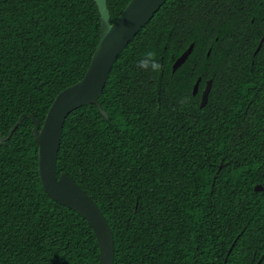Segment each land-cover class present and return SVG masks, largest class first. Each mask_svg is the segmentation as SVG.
Masks as SVG:
<instances>
[{
  "label": "trees",
  "instance_id": "1",
  "mask_svg": "<svg viewBox=\"0 0 264 264\" xmlns=\"http://www.w3.org/2000/svg\"><path fill=\"white\" fill-rule=\"evenodd\" d=\"M130 1L107 0L112 23ZM100 35L94 0H0V138L23 116L0 145V264H99L89 222L42 186L28 115L42 127ZM263 37L264 0H167L67 118L57 174L102 210L114 264H264ZM147 50L161 72L136 67Z\"/></svg>",
  "mask_w": 264,
  "mask_h": 264
},
{
  "label": "water",
  "instance_id": "2",
  "mask_svg": "<svg viewBox=\"0 0 264 264\" xmlns=\"http://www.w3.org/2000/svg\"><path fill=\"white\" fill-rule=\"evenodd\" d=\"M101 15V35L98 47L92 57L85 76L76 84L61 91L52 103L44 124L34 115L28 116L34 122L33 134L39 146L38 164L41 183L48 195L59 204L76 211L84 217L94 230L100 248L99 264H114L115 241L112 228L96 201L88 195L67 174H57L58 153L64 125L69 115L80 107L97 104L107 84L110 72L124 49L135 36L153 19L155 14L167 0H131L115 22H111V14L107 0H94ZM264 37L256 50L257 53ZM192 44L174 63L176 71L189 57L193 50ZM200 79L194 87L197 93ZM212 81L207 84L202 97L201 106L208 100ZM106 119L108 113L100 108ZM23 116L13 125L7 137L0 138L2 142L11 139L22 124ZM263 191L262 185L255 187Z\"/></svg>",
  "mask_w": 264,
  "mask_h": 264
},
{
  "label": "clouds",
  "instance_id": "3",
  "mask_svg": "<svg viewBox=\"0 0 264 264\" xmlns=\"http://www.w3.org/2000/svg\"><path fill=\"white\" fill-rule=\"evenodd\" d=\"M136 67L145 72L159 73L163 66L158 58V53L155 50H147L137 61ZM190 103V97H183L180 100L182 106L190 105Z\"/></svg>",
  "mask_w": 264,
  "mask_h": 264
},
{
  "label": "flooded vegetation",
  "instance_id": "4",
  "mask_svg": "<svg viewBox=\"0 0 264 264\" xmlns=\"http://www.w3.org/2000/svg\"><path fill=\"white\" fill-rule=\"evenodd\" d=\"M200 79V82H201V77H198V79H197V81ZM210 81V80H209ZM209 81H207V83H206V85L204 86V88L202 89V91L200 92V99H199V102H200V107H202L201 106V103H202V97H203V94H204V92H205V90H206V87H207V84H208V82ZM212 81V80H211ZM196 84V83H195ZM195 84H194V86H193V92H194V87H195ZM212 84H213V81H212ZM211 88H212V86H211ZM199 91H200V83H199V87H198V91H197V93H199ZM211 91V90H210ZM197 93L196 94H194V95H197ZM209 94H210V92H209ZM208 97H209V95H208ZM208 101V100H207Z\"/></svg>",
  "mask_w": 264,
  "mask_h": 264
}]
</instances>
